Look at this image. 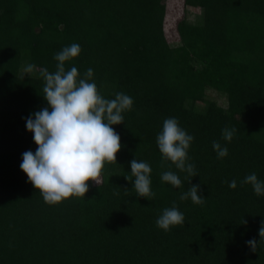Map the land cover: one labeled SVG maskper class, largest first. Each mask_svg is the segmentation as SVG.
Wrapping results in <instances>:
<instances>
[{
  "label": "trees",
  "instance_id": "16d2710c",
  "mask_svg": "<svg viewBox=\"0 0 264 264\" xmlns=\"http://www.w3.org/2000/svg\"><path fill=\"white\" fill-rule=\"evenodd\" d=\"M185 4L201 15L178 20L173 44L167 0H0V264H264V195L241 184L253 172L264 181V0ZM73 43L82 51L66 70L93 69L104 98L123 92L133 107L112 126L122 148L99 184L49 204L20 168L22 154L38 148L25 118L49 107L41 73L55 72V54ZM212 90L226 106L208 97ZM170 117L194 137L191 183L202 205L179 199L190 187L186 172L171 161L161 167L156 137ZM225 127L236 129L231 142ZM213 141L228 156L218 159ZM133 159L152 169V200L126 179ZM165 171L183 186L163 182ZM173 201L186 221L165 231L156 220Z\"/></svg>",
  "mask_w": 264,
  "mask_h": 264
},
{
  "label": "clouds",
  "instance_id": "9594fccd",
  "mask_svg": "<svg viewBox=\"0 0 264 264\" xmlns=\"http://www.w3.org/2000/svg\"><path fill=\"white\" fill-rule=\"evenodd\" d=\"M82 49L79 44L65 46L55 54L58 62L55 72L44 70L41 75L45 81L43 96L49 107L26 117V128L32 132L38 145L35 152L28 150L22 154L20 168L27 174L29 182L39 190L46 203L57 204L65 199L85 197L89 191V181L99 184V178L106 163L117 162V153L121 150V137L112 127L124 123L122 113L130 111L133 99L123 93L115 94L114 99H106L93 81V69L89 68L81 76L72 66L66 70L65 62L76 58ZM31 71V69H29ZM235 128L225 127L222 138L231 142ZM194 137L184 130L177 118L164 120L162 131L156 137V143L162 154L161 167L171 161L180 172H186L185 180L190 187L181 193V201L189 198L194 204H204L200 185L192 184L197 176L195 165L190 163L188 150ZM213 149L218 159L228 156V148L219 141H213ZM131 175L126 179L133 181L138 197L149 200L156 193L151 189L149 163L133 159ZM161 180L175 188L183 186L179 175L172 171L161 174ZM241 184H250L257 196L264 195V181L256 173L247 175ZM229 187H237L236 180ZM118 195V193H116ZM185 215L173 201L171 208H165L156 220L157 227L169 231L173 226L184 225ZM247 223L246 220L243 221ZM259 229L260 241H264V221ZM259 241V242H260ZM252 251L257 250L258 241H247Z\"/></svg>",
  "mask_w": 264,
  "mask_h": 264
},
{
  "label": "rangeland",
  "instance_id": "374dc122",
  "mask_svg": "<svg viewBox=\"0 0 264 264\" xmlns=\"http://www.w3.org/2000/svg\"><path fill=\"white\" fill-rule=\"evenodd\" d=\"M201 15V9L198 7L187 6L185 0H167V14L165 20L166 33L168 40L177 44L180 38L176 34V23L184 17L191 22H196ZM29 72V70H27ZM208 97L217 100L220 105H227V96L221 92L210 91ZM100 182V178H99Z\"/></svg>",
  "mask_w": 264,
  "mask_h": 264
}]
</instances>
